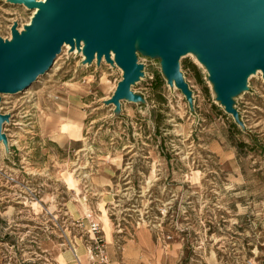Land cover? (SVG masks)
<instances>
[{"label":"rangeland","instance_id":"1","mask_svg":"<svg viewBox=\"0 0 264 264\" xmlns=\"http://www.w3.org/2000/svg\"><path fill=\"white\" fill-rule=\"evenodd\" d=\"M32 15L23 4L0 0V37L11 36L13 23L21 28ZM195 56L180 59L194 92L193 108L180 89L168 84L160 58L138 52L145 75L132 88L145 101L125 100L116 112L104 101L114 93L123 70L105 60L84 64L82 52L64 45L50 70L25 91L2 94V111L12 118L5 126L10 143L0 141V163L43 181L45 197L55 194L59 207L71 201L73 213L79 210V197L87 194L83 216L75 217L69 209L84 223L76 238L84 245L92 235V220L102 228L104 224L106 248V232L114 229L121 245L131 237L118 233L120 205L130 202L121 196L146 190L150 179L152 196L137 198L138 207L144 211L152 206L151 222L158 226L165 202H171L172 217L164 224H172L165 227L174 236L168 244H182V264H264V78L252 74L249 88L235 97L244 122L240 125L217 100L208 71ZM234 152L236 157L224 160ZM241 164L253 175L248 185L237 181ZM99 179L102 187L97 189ZM64 185L72 193H64ZM176 221L186 230L175 232ZM143 226L164 245L155 227L147 222ZM51 244L68 247L45 237L40 264L56 263Z\"/></svg>","mask_w":264,"mask_h":264},{"label":"water","instance_id":"2","mask_svg":"<svg viewBox=\"0 0 264 264\" xmlns=\"http://www.w3.org/2000/svg\"><path fill=\"white\" fill-rule=\"evenodd\" d=\"M34 10L20 30L0 37V141L12 114L2 111V94L25 91L54 64L64 45L82 52L84 64L118 65L123 77L104 102L122 109L125 100L144 102L133 90L145 75L138 52L159 57L170 86L194 107V92L180 69L193 53L206 67L217 100L244 125L235 97L252 74L264 78V0H8Z\"/></svg>","mask_w":264,"mask_h":264},{"label":"built area","instance_id":"3","mask_svg":"<svg viewBox=\"0 0 264 264\" xmlns=\"http://www.w3.org/2000/svg\"><path fill=\"white\" fill-rule=\"evenodd\" d=\"M25 171L0 163V264H40L41 245L45 237L58 240L61 246H68L76 253L74 246L77 244L76 238L80 236L77 232L82 231L83 221L71 216L66 203L59 207L58 199L54 195L50 199L46 198V184L35 179V176H32V179L26 177V174H30ZM146 184L149 185L146 190L135 191L130 196H125L126 193L121 196L130 202L127 206L120 205L123 209L120 210L122 222L117 223L118 233L128 234L124 223L133 224L132 229L147 222L149 227L156 228L159 240L166 246L174 237L169 228H165L167 225L171 227L172 224H164L167 217H172V214H169L171 202L167 200L162 209L164 220L157 223L158 226L153 225L152 206L146 205L145 210L141 211L137 203L139 197L152 196V180L147 179ZM65 188L69 189L67 185ZM85 198L87 200V194ZM117 201L119 205L121 199ZM112 208H115V205ZM92 215L90 212L89 216ZM179 215L180 213L176 215L177 221ZM43 217L47 219L45 222L41 221ZM177 221L173 225L175 232L186 230V227ZM91 233L90 240L85 242L90 260L93 264H109L103 228L96 220L91 222ZM119 244L121 248L122 245Z\"/></svg>","mask_w":264,"mask_h":264},{"label":"crops","instance_id":"4","mask_svg":"<svg viewBox=\"0 0 264 264\" xmlns=\"http://www.w3.org/2000/svg\"><path fill=\"white\" fill-rule=\"evenodd\" d=\"M217 152V151H216ZM218 155L221 159H223L224 155L220 154L218 152ZM226 160L228 157L230 159H233V157H236V153L227 154L225 156ZM133 167L135 165L131 166ZM244 167V169H243ZM106 170V169H105ZM233 171L236 170L235 168L232 169ZM240 171V178L237 180L238 182H243L246 185L251 183L252 179H250L252 174H248L250 171L249 169H246V166L244 164H241L239 167ZM247 171V175L244 173ZM102 176V175H101ZM233 175L230 174V178L232 179ZM101 178V177H100ZM61 181V179H59ZM58 181V182H59ZM233 181V180H232ZM102 182L99 181L95 182V188L99 189L102 187ZM233 183V182H232ZM246 185H242L241 187H248ZM64 187H66L64 185ZM73 188H69L63 190L65 193L69 192L72 193ZM247 190L242 191V193L247 194ZM49 193V192H48ZM57 193H60V191ZM83 193V191L81 192ZM94 194H97L94 193ZM71 195V194H70ZM49 196L53 197L51 193H49ZM55 196V194H54ZM51 197V198H52ZM79 197V201L81 204L79 205V210L76 212V209L74 213L71 211L72 207L71 201H69L66 205L69 206L70 211L75 217L83 216V209L86 205L85 201L86 198ZM111 197V196H108ZM70 204V205H69ZM99 218L102 217L100 213L98 214ZM90 221H86V225H90ZM131 226L133 224H127L126 228L128 230V233L131 237H127L126 240L122 243V247L120 248L119 241L117 239V236L114 232V229L108 235L106 232V239H107V253L109 256V264H182V256H183V248L182 244L179 243H170L166 246L157 243L154 234L152 232V229L143 226L135 229L134 231L131 229ZM104 228V224H103ZM105 230V229H104ZM131 233V234H130ZM51 249H53V253L55 256V264H93L91 260L89 259V255L86 251L85 245L78 240L77 244L74 246L76 253H74V250L68 247H58L57 244H51Z\"/></svg>","mask_w":264,"mask_h":264},{"label":"bare ground","instance_id":"5","mask_svg":"<svg viewBox=\"0 0 264 264\" xmlns=\"http://www.w3.org/2000/svg\"><path fill=\"white\" fill-rule=\"evenodd\" d=\"M33 11V14H34V10H32ZM23 27H21L20 28V30L22 29ZM65 47H67V48H70V45L69 44H66L65 45ZM78 51V50H77ZM196 58H197V56H195ZM197 60H198V58H197ZM259 73H262L261 71H258V73L257 74H259ZM263 77V76H262ZM70 184H72V178H68V180H67ZM104 214H105V211H104ZM107 221V220H106ZM107 223H108V221H107ZM108 225V224H107Z\"/></svg>","mask_w":264,"mask_h":264}]
</instances>
